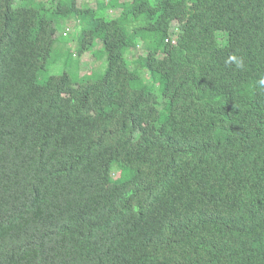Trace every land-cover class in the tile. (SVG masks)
<instances>
[{
    "label": "trees",
    "instance_id": "trees-1",
    "mask_svg": "<svg viewBox=\"0 0 264 264\" xmlns=\"http://www.w3.org/2000/svg\"><path fill=\"white\" fill-rule=\"evenodd\" d=\"M0 264H264V0H0Z\"/></svg>",
    "mask_w": 264,
    "mask_h": 264
},
{
    "label": "rangeland",
    "instance_id": "rangeland-1",
    "mask_svg": "<svg viewBox=\"0 0 264 264\" xmlns=\"http://www.w3.org/2000/svg\"><path fill=\"white\" fill-rule=\"evenodd\" d=\"M95 2L96 0H76V3L78 5H82V6H90V7H94L95 6ZM108 13L111 16H117L118 15V10H108ZM72 19L67 20L66 22L62 21L57 25V31L54 34L55 36V42H54V51L52 56H56L59 55L62 60H63V64L61 66H51L47 69V73L45 75V77L48 74H57L63 71V69H66L69 74L71 75V77L73 78V80L75 78H77L78 76L84 74V73H88L90 72L92 69H98L101 67L102 65V61H103V66L100 70H95L99 73H101L104 69L105 66V59L103 58V60H97L95 58V56L99 55V52H96L99 49H101V43H97L96 47L92 48L90 51L88 52H84L83 54L79 55H75L74 52L76 51V43L73 40V34H74V30L69 27L70 26V22L72 23L73 21H71ZM64 26H68L71 34L67 37H61V31L62 29H64ZM73 30V31H72ZM143 50L142 46H139L136 50H129L126 55L128 59H131L136 53H141ZM73 55V57H72ZM101 56V53H100ZM61 68V69H60ZM139 78L142 80L143 83H145V73L143 72H139ZM44 78H42L41 80H43ZM152 92L156 94V96L159 98L160 95H158L159 90L157 88H151ZM159 110L160 107L158 106ZM118 174V172H114L113 173V177H116Z\"/></svg>",
    "mask_w": 264,
    "mask_h": 264
},
{
    "label": "clouds",
    "instance_id": "clouds-1",
    "mask_svg": "<svg viewBox=\"0 0 264 264\" xmlns=\"http://www.w3.org/2000/svg\"><path fill=\"white\" fill-rule=\"evenodd\" d=\"M173 39V38H172Z\"/></svg>",
    "mask_w": 264,
    "mask_h": 264
}]
</instances>
